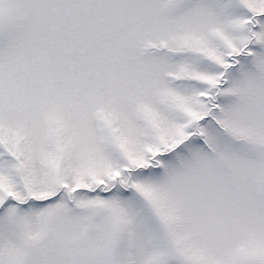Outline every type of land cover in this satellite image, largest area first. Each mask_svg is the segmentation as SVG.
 Wrapping results in <instances>:
<instances>
[{
	"label": "snow or ice",
	"instance_id": "obj_1",
	"mask_svg": "<svg viewBox=\"0 0 264 264\" xmlns=\"http://www.w3.org/2000/svg\"><path fill=\"white\" fill-rule=\"evenodd\" d=\"M0 264H264V0H0Z\"/></svg>",
	"mask_w": 264,
	"mask_h": 264
}]
</instances>
